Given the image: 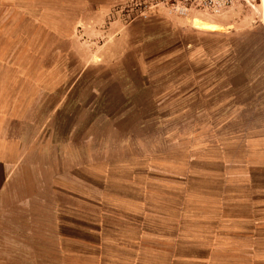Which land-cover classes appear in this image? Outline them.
<instances>
[{
	"label": "crops",
	"instance_id": "0c3cea01",
	"mask_svg": "<svg viewBox=\"0 0 264 264\" xmlns=\"http://www.w3.org/2000/svg\"><path fill=\"white\" fill-rule=\"evenodd\" d=\"M11 13L1 16L0 11V206L10 200L9 210H27L31 228L40 210L33 207L34 195L43 193L42 223L52 227L48 234L57 245V264H215L216 258L264 264L263 93L257 99V129L242 126L241 134L237 131L238 108L249 105L248 85L254 80L248 85L242 81L240 101L234 84L232 104L228 88L219 91L225 110L218 126L224 134L219 137L222 153L209 154L206 125L194 123L187 142L176 133L190 145V172L133 171L129 177L123 173L121 186L107 181L84 188L82 154L74 152V165L66 166L67 155L59 148L51 151L57 143L49 126L52 109L65 110L67 98L66 51L61 55L58 49L50 59L51 40L65 41L67 31L51 27L43 16L22 19ZM247 21L240 17L219 25L238 24L243 31ZM247 28L264 36V10ZM232 106L235 155L230 158L222 143L233 119L228 116ZM70 143L77 145L76 139ZM105 172L88 176L115 175L109 166ZM189 173L188 183L184 175ZM63 176L74 178V186L44 183V178Z\"/></svg>",
	"mask_w": 264,
	"mask_h": 264
},
{
	"label": "rangeland",
	"instance_id": "374dc122",
	"mask_svg": "<svg viewBox=\"0 0 264 264\" xmlns=\"http://www.w3.org/2000/svg\"><path fill=\"white\" fill-rule=\"evenodd\" d=\"M153 1L0 0L1 16L11 12L22 19L43 16L51 27L67 31L65 41L51 40L50 59L58 49L61 55L65 50L67 69L66 107L52 109L49 124L52 142H57L51 151L59 148L67 155L66 166H73L70 160L82 154L84 188L107 181L121 186L123 173L129 177L133 171L190 172V145L184 144L194 123L206 125L209 154L222 153L219 137L224 134L218 126L225 110L219 91L225 86L232 104L234 84L240 101L242 81L248 85L249 79L254 80L248 85L249 105L238 108L237 131L241 134L242 126L257 129L261 106L257 99L264 94V36L247 32V27L256 23L264 0H253L251 6L237 3L218 13L170 17L158 12L143 17V5ZM240 17L248 20L243 31L236 28L238 24L219 25ZM56 100L52 97V105ZM229 115L233 119L222 145L231 158L235 155L233 106ZM70 138L76 139L75 147ZM93 157L97 161L89 162ZM107 166L114 176L102 177ZM93 173L102 176H88ZM184 176L189 183L190 173ZM56 179L44 178V183L74 186V178ZM42 194L34 195L33 207L40 210L32 211L38 219L31 228L26 225L27 210H9L10 200L0 206V264H57V245L48 234L52 227L42 223ZM53 204L51 199L50 208ZM214 261L235 264L239 259Z\"/></svg>",
	"mask_w": 264,
	"mask_h": 264
},
{
	"label": "built area",
	"instance_id": "2783aa9c",
	"mask_svg": "<svg viewBox=\"0 0 264 264\" xmlns=\"http://www.w3.org/2000/svg\"><path fill=\"white\" fill-rule=\"evenodd\" d=\"M252 2L253 0H154L143 5L141 15L147 17L152 13L161 12L170 17H187L207 11L218 13L237 3L251 6Z\"/></svg>",
	"mask_w": 264,
	"mask_h": 264
}]
</instances>
